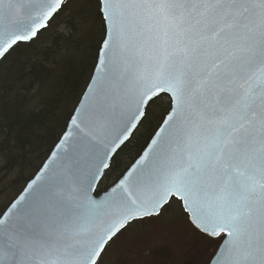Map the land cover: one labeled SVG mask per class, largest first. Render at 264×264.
<instances>
[{
  "label": "snow or ice",
  "instance_id": "1",
  "mask_svg": "<svg viewBox=\"0 0 264 264\" xmlns=\"http://www.w3.org/2000/svg\"><path fill=\"white\" fill-rule=\"evenodd\" d=\"M69 0H0V60ZM96 64L47 163L0 210V264H101L129 224L179 202L214 248L205 264H264V0H93ZM169 111L102 194L120 152Z\"/></svg>",
  "mask_w": 264,
  "mask_h": 264
},
{
  "label": "trees",
  "instance_id": "2",
  "mask_svg": "<svg viewBox=\"0 0 264 264\" xmlns=\"http://www.w3.org/2000/svg\"><path fill=\"white\" fill-rule=\"evenodd\" d=\"M92 3L69 0L67 10L47 32L31 45H21L0 63V210L21 193L45 163L93 74L102 21ZM152 110V122L137 130L132 142L120 152L117 170L106 174L99 184L101 194L144 151L169 111V98H157ZM150 219L170 228L185 223L193 241L207 239L191 228L179 202ZM148 220L133 222L122 234L128 237L145 231ZM185 252L178 256L180 263L181 256L182 263L185 261ZM163 256L168 259V252ZM164 258L161 264H165Z\"/></svg>",
  "mask_w": 264,
  "mask_h": 264
},
{
  "label": "rangeland",
  "instance_id": "3",
  "mask_svg": "<svg viewBox=\"0 0 264 264\" xmlns=\"http://www.w3.org/2000/svg\"><path fill=\"white\" fill-rule=\"evenodd\" d=\"M158 217V216H157ZM145 231L126 237L121 236L109 247L101 264H161L167 251L165 264H205L214 251L208 239H191V231L185 223L170 228L161 221L149 219ZM206 238V237H205ZM192 240V241H191ZM183 251L185 261L179 257ZM170 257L172 261H170Z\"/></svg>",
  "mask_w": 264,
  "mask_h": 264
},
{
  "label": "water",
  "instance_id": "4",
  "mask_svg": "<svg viewBox=\"0 0 264 264\" xmlns=\"http://www.w3.org/2000/svg\"><path fill=\"white\" fill-rule=\"evenodd\" d=\"M1 62H2V60H0V63H1ZM87 86H88V85H87ZM86 88H87V87H86ZM85 91H86V89H85ZM85 91H84V93H83V95H82V97H81V99H80V101H79L77 107L79 106L81 100L84 98ZM161 96H167V94H161ZM167 97H168V96H167ZM168 98H169V97H168ZM77 107H76V108H77ZM53 150H54V148H53ZM53 150H52V151H53ZM144 150H146V148H145ZM50 154H51V153H50ZM49 158H50V155L48 156V158H47V160L45 161V163L48 162ZM137 159H139V158H137ZM45 163H44V164H45ZM44 164H43V165H44ZM43 165H42V166H43ZM41 169H42V167L40 168V170L37 172V174H36L32 179H34V178L40 173ZM32 179H31V180H32ZM31 180H30V181H31ZM30 181H29V182H30ZM29 182H28V183H29ZM28 183H27V185H28ZM27 185L24 187V189L21 191V193L26 189ZM98 186H99V185H98ZM97 189H98V188H97ZM21 193H20V194H21ZM154 217H156V216H154ZM151 218H152V217H151ZM146 219H149V218H146ZM142 220H145V219H142ZM135 221H140V220H135ZM135 221H133V222H135ZM133 222H132V223H133ZM132 223H131V224H132ZM129 225H130V224H129ZM129 225H128V226H129ZM123 231H124V230H123Z\"/></svg>",
  "mask_w": 264,
  "mask_h": 264
}]
</instances>
